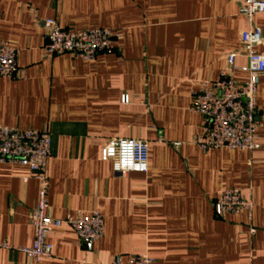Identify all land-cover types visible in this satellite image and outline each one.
I'll return each instance as SVG.
<instances>
[{
	"label": "crops",
	"instance_id": "1",
	"mask_svg": "<svg viewBox=\"0 0 264 264\" xmlns=\"http://www.w3.org/2000/svg\"><path fill=\"white\" fill-rule=\"evenodd\" d=\"M241 0H0V40L18 50L13 78L0 77V124L46 131L49 216L98 211L104 235L78 240L67 226L48 235L52 257L42 264H113L146 255L151 264H264V73L256 91L257 150L201 151L203 118L190 111L191 94L214 82L236 54L247 24ZM114 33L113 51L86 63L49 56L41 23ZM253 24L262 41L264 14ZM128 102L123 103L122 97ZM111 138L144 141L145 174L113 173L100 159ZM28 170L0 163V264H32L16 248L30 247L29 213L37 183ZM239 189L253 203L218 218L221 192ZM251 230L254 232L251 233Z\"/></svg>",
	"mask_w": 264,
	"mask_h": 264
},
{
	"label": "built area",
	"instance_id": "2",
	"mask_svg": "<svg viewBox=\"0 0 264 264\" xmlns=\"http://www.w3.org/2000/svg\"><path fill=\"white\" fill-rule=\"evenodd\" d=\"M238 13L248 26L239 35L241 57L245 59V65L240 70L246 74V79L242 83L233 80L236 54L232 53L226 57L218 79L201 83L191 94L190 111L204 120L202 131L195 138V145L204 152L216 149L253 151L259 148L256 142L259 127L256 91L264 73V54L255 50L262 41V33L253 24V18L264 14V0H241ZM41 27L46 39L44 51L49 56L68 54L92 63L98 55L114 49V33L108 29L74 32L61 28L54 19L44 20ZM17 58L18 50L0 40V77L15 76ZM122 102L127 103L128 97L123 96ZM50 149L48 132L0 124V163L25 167L29 173L21 178L22 182L33 179L37 183L36 203L29 213V223L34 232L33 242L30 247L16 248L32 264H42L52 257L53 246L48 242V235L54 229L67 226L83 243H92L104 235V220L98 211H75L62 219L49 216L46 168ZM100 159L110 166L113 173L145 174L148 170V147L141 140L111 138L101 149ZM252 209L253 203L245 199L239 189L221 192L213 204L214 214L218 218L240 212H246L249 216ZM0 248L7 249L8 246L0 244ZM151 263V258L139 255L130 256L126 261L117 257L113 264Z\"/></svg>",
	"mask_w": 264,
	"mask_h": 264
}]
</instances>
